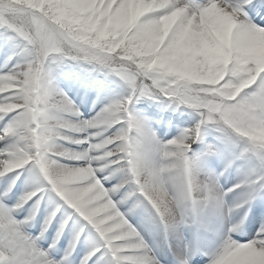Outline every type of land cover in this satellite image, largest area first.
Returning <instances> with one entry per match:
<instances>
[{"label": "snow or ice", "instance_id": "snow-or-ice-1", "mask_svg": "<svg viewBox=\"0 0 264 264\" xmlns=\"http://www.w3.org/2000/svg\"><path fill=\"white\" fill-rule=\"evenodd\" d=\"M0 264H264V0H0Z\"/></svg>", "mask_w": 264, "mask_h": 264}, {"label": "bare ground", "instance_id": "bare-ground-1", "mask_svg": "<svg viewBox=\"0 0 264 264\" xmlns=\"http://www.w3.org/2000/svg\"><path fill=\"white\" fill-rule=\"evenodd\" d=\"M82 92H79L76 94V102L77 104L81 107V111L85 113V116L87 117L88 115V110L91 108L92 106V99L93 98H83V97H80V94Z\"/></svg>", "mask_w": 264, "mask_h": 264}]
</instances>
